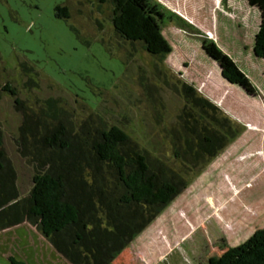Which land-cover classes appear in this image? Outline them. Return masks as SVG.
I'll list each match as a JSON object with an SVG mask.
<instances>
[{"label": "rangeland", "instance_id": "1", "mask_svg": "<svg viewBox=\"0 0 264 264\" xmlns=\"http://www.w3.org/2000/svg\"><path fill=\"white\" fill-rule=\"evenodd\" d=\"M154 1L171 15V20L163 21V33L172 52L162 62L141 44L117 38L109 22L110 8L104 5L98 10L96 0H0L4 149L21 197L30 192L34 174L16 143L21 109L32 116L26 126L30 159L39 151V159L43 158L47 152L36 143L39 131L45 134L71 121L74 131H79L83 120L98 115L106 125L126 131L150 156L179 169L172 151L184 106L179 91L182 83L192 84L239 132L214 159L192 172L191 192L185 198L197 202V213L185 208L179 213H185L189 222H174L175 229L158 234H171L165 246L176 245L174 253L163 256L166 264H207L209 257L244 244L264 228V61L252 49L259 11L245 0ZM59 5L71 9V19L56 17ZM97 20L103 23L102 32H97ZM196 32L213 41L219 55L236 65L248 83L246 90L223 83L218 64L205 53ZM102 34L107 48L100 40ZM86 38L90 45L83 42ZM7 84L22 100L20 110L12 95L1 90ZM48 112H58L59 117H46ZM152 228L133 240L134 246L141 243L138 247L130 244L124 249L129 251L124 256L134 259L129 264H149L142 258L151 257L159 244L142 236L154 234ZM123 252L117 259L128 264L121 259ZM10 257L24 264H71L27 223L0 227V264H10Z\"/></svg>", "mask_w": 264, "mask_h": 264}, {"label": "trees", "instance_id": "2", "mask_svg": "<svg viewBox=\"0 0 264 264\" xmlns=\"http://www.w3.org/2000/svg\"><path fill=\"white\" fill-rule=\"evenodd\" d=\"M245 1L260 14L253 52L264 61V0ZM96 2L98 10L104 5L110 8L109 22L117 38L131 45L141 44L145 52L161 62L171 54V45L163 33V21L171 20V15L154 0ZM70 10L67 5H59L56 17L71 19ZM96 26L97 32H102L100 20ZM71 30L80 37L75 28ZM194 34L202 39L208 57L218 64L222 78L246 90L248 83L236 65L219 55L213 41L199 32ZM102 37L100 40L107 48L103 34ZM83 42L90 45L87 38ZM3 90L12 95L15 107L20 110L22 100L15 98L16 89L7 84ZM179 93L184 106L178 116L179 128L174 130L177 136L173 137L172 148L179 169L150 156L126 131L106 125L98 115L83 120L79 131H74L72 121L67 125L61 122L45 134L39 131L36 143H41L47 152L43 158L39 159V151L30 159L32 146L26 126L32 116L29 118L28 110L21 109L16 143L21 158L33 165V185L27 196H20L0 129V227L7 229L27 223L71 264H113L187 189L192 172L214 159L239 132L233 121L192 84L182 83ZM57 116L58 112H48L46 117ZM9 262L24 264L14 257ZM208 264H264V228L244 244L211 257Z\"/></svg>", "mask_w": 264, "mask_h": 264}, {"label": "crops", "instance_id": "3", "mask_svg": "<svg viewBox=\"0 0 264 264\" xmlns=\"http://www.w3.org/2000/svg\"><path fill=\"white\" fill-rule=\"evenodd\" d=\"M252 9H255V8H252ZM259 24H260V14H259ZM259 27V26H258ZM258 30V29H257ZM256 33H257V31H256ZM255 33V34H256ZM254 37H255V35H254ZM253 44H254V42H253ZM252 49H253V47H252ZM253 54H254V52H253ZM256 57V56H255ZM221 72V71H220ZM222 79V81H223V83H225V84H227L226 82H225V80L223 79V78H221ZM228 85V84H227ZM230 88H232L231 86H230ZM186 192H191V190H189V187H188V189H186L184 192H182L180 195H178L173 201H172V203H170L171 205L170 206H167L163 211H162V214L159 216V218H158V220L156 221H154V223H152L145 231L147 232V230L150 228V227H153L152 228V230L155 232L154 234H150L149 236H145V235H143L142 236V240L143 239H145L146 240V237L147 238H152V239H154L155 238V242L157 243L158 242V244H159V248L156 250V252L155 253H153V254H151L152 256L151 257H144V258H142V260L143 261H145V262H148L149 264H166L165 263V261L163 262V256L165 255H168V253L169 252H173L174 253V249H175V246L176 245H167V246H165V242L167 241V240H169L172 236H171V234H169V235H159L158 234V231L159 230H161V232H163V233H165V231H168L169 229H172V227H174V229H175V227H177L176 226V224H174V222H179V224L180 225H182L181 224V222H189L190 220H188V219H184V214L185 213H182V214H180L179 212L180 211H182V210H184L185 208H189V210L190 209H192V211H193V213L192 214H195V213H197V202L194 200V201H192V199L190 200V199H187V198H185V194H186ZM184 196V197H183ZM191 196V195H190ZM165 212V213H164ZM164 213V214H163ZM180 215H179V214ZM176 214H178L179 215V217H176ZM191 218H193V217H191ZM242 229L244 228V226H242L241 227ZM241 228H240V230H241ZM144 231V232H145ZM160 232V231H159ZM172 232V234L174 233V231H171ZM145 234V233H144ZM185 236V235H184ZM158 238H159V240H158ZM142 240H141V242H142ZM141 244V243H140ZM140 244H137L136 246H134V245H130V247H138ZM151 246H153V244H151V245H148L146 248H150ZM228 246H229V244H228ZM230 247V246H229ZM229 247H227V250L229 249ZM169 249V250H168ZM127 251V250H126ZM123 252V254H122V257H121V259L124 261V262H128V264L131 262L130 260H134L133 258H131V255H129V257H126V256H124L126 253H128V252ZM166 251V253H164ZM225 252V251H224ZM162 253V254H161ZM160 256V257H159ZM211 257H213V256H211ZM211 257H209V258H211ZM128 258V259H127ZM209 258H208V260H209ZM188 260V259H187ZM208 260H207V264H208ZM121 260H118L117 258L114 260V262H113V264H121ZM168 264H173V262L171 263H169V262H167Z\"/></svg>", "mask_w": 264, "mask_h": 264}, {"label": "flooded vegetation", "instance_id": "4", "mask_svg": "<svg viewBox=\"0 0 264 264\" xmlns=\"http://www.w3.org/2000/svg\"><path fill=\"white\" fill-rule=\"evenodd\" d=\"M1 90L4 91L3 88H2ZM4 92H6V91H4ZM14 105H15V104H14ZM209 259H210V258H209Z\"/></svg>", "mask_w": 264, "mask_h": 264}]
</instances>
